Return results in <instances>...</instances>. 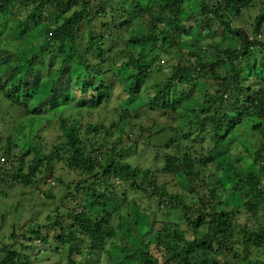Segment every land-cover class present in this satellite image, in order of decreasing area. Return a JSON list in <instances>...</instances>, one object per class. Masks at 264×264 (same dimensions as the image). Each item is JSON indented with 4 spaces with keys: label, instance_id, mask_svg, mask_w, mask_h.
Wrapping results in <instances>:
<instances>
[{
    "label": "trees",
    "instance_id": "1",
    "mask_svg": "<svg viewBox=\"0 0 264 264\" xmlns=\"http://www.w3.org/2000/svg\"><path fill=\"white\" fill-rule=\"evenodd\" d=\"M40 26L41 44L16 64L21 44L10 39ZM263 27L264 0H0V61L11 62L9 80L0 77V197L18 185L31 191L28 209L19 200L0 211L3 225V214L11 216L0 264H32L35 251L48 249L59 255L51 264H97L102 254L115 261L109 252L121 230L120 201L150 224L148 243L127 263L264 264ZM217 37L238 46L223 47ZM27 75L40 88L48 79L49 93L26 92ZM116 83L130 101L145 97L142 104L108 108ZM202 89L199 116L177 126ZM21 123L27 151L11 136ZM44 124L56 129L51 141ZM239 127L255 136L254 154L249 171L227 161L231 184L243 193L241 205L226 210L218 162L230 158ZM145 148L158 166L138 162ZM56 183L62 200L52 192Z\"/></svg>",
    "mask_w": 264,
    "mask_h": 264
},
{
    "label": "rangeland",
    "instance_id": "2",
    "mask_svg": "<svg viewBox=\"0 0 264 264\" xmlns=\"http://www.w3.org/2000/svg\"><path fill=\"white\" fill-rule=\"evenodd\" d=\"M186 11L188 13L189 16L193 15V5L188 4V6L186 7ZM255 14H257V12H251L250 17L251 19L253 18V16H255ZM191 24V22H188V25ZM138 30H141L139 23L136 21V26H135ZM44 29L42 26L39 27V29L37 31H33L31 29L28 30V32L26 34H24V36L20 37L19 39H17V36H14L12 39H10V41L16 42L18 41L21 44V47L16 49L14 51L15 56H16V64L20 61V59L23 57L24 52L27 51L29 48H32L31 51H36V49L39 47V45L41 44V37H42V33L41 30ZM204 28L200 29V31H204ZM264 30V27H263ZM217 41L220 42L221 45L223 47H231V48H235L238 46V42L234 39H229L227 37H223V38H214L213 41ZM199 46H204L205 43L204 42H199L198 43ZM184 47H186L184 45ZM12 49V46L10 47ZM208 57V55H207ZM7 59V58H6ZM6 59H1L0 63V77L3 81H8L9 80V73L8 71H6V68L11 64V62L6 61ZM9 63V64H8ZM68 73H69V68H67L65 70V72L63 73V75L61 76L60 81L57 83V89H61L63 87V84H65V82L68 79ZM27 79V88H26V92L31 93L32 95L34 93H36L38 98H43L47 95V93H49V86L50 83L48 81V79L43 80V84H42V88L38 87L35 85L31 75H27L26 77ZM123 85L121 84H115L114 85V89H113V93L111 95L110 98V103L108 104V108L112 109V108H118V105H120L121 107H126L129 109H133L135 107H138L139 105L142 104V100L145 98L143 96H141V94H136L137 98L135 100H131L128 96V93L125 89H123ZM200 87V86H199ZM203 93V89L200 90V93L198 96H196V99L193 101L194 105L191 104H187V106L185 107V110H183L180 114L179 117L177 119V126H182L185 125L187 123L188 120H195L198 116L199 113L196 110V107H194L195 105L198 106V102L199 99L201 97ZM50 100L53 99L55 96H50ZM26 99V98H25ZM29 101V100H28ZM35 100L34 101H30L29 104L32 106L33 104L35 105ZM37 105V104H36ZM33 107V106H32ZM1 111H4L3 108H0ZM69 111V110H67ZM5 112V111H4ZM11 115L13 118H15L16 116V112L15 111H10ZM4 114V113H3ZM53 113L47 114L46 115V119H53ZM93 116V115H92ZM0 117H2V115L0 114ZM56 116H54V119H56ZM92 120H96L95 117L93 116ZM81 121L83 122V124L86 125V123L88 121H90V117L89 115H87L85 113V111H83L81 113ZM37 122V121H35ZM42 123V122H41ZM44 128L47 127V129H43L42 127V135H45V137H47L46 139L48 141H51V137L54 136L55 134V128H53V125L49 127L44 124L43 125ZM31 128H33V126H31ZM3 129V126H0V130ZM27 129V125L26 124H19V126L16 128V131L13 132L11 134L12 140L13 142L18 145V147H20L21 149L27 151L30 147L28 144V141L26 142V140H24L22 138V135H25V131ZM35 130L36 128H34V134H35ZM255 136L252 135L249 131H247V129L245 127H239V130L237 133H234L233 136L231 137V142L229 147L231 148V151L229 153V155H225L227 157L230 158H225V161L223 159H221V162H218L220 165L224 166V170L222 172L218 173L219 179L221 177L222 181L220 184L217 185V189H218V193L221 194V198L225 200V209L228 210L229 208H237L241 205L240 202V195L243 193V189L239 188L238 185H234L232 186L231 184V180L232 176L227 172L226 169V164L227 161L233 160L236 163V167L238 169H240L241 171H249L251 169V164H252V160H253V154L254 151L252 149V144L255 142ZM251 151V155H249V152ZM224 153V151L222 152ZM139 154V158H138V162L141 165L144 166H158L160 164V160L157 158H155V154L154 152L150 149V148H145L142 149L141 152L138 153ZM30 159V158H28ZM227 159V160H226ZM72 177V176H71ZM216 179L218 180V178L216 177ZM53 180V179H52ZM52 180L46 179V182L51 181ZM219 181V180H218ZM41 187L46 190L48 189L47 186H43L41 184ZM223 187H224V191L223 192ZM7 196L6 197H0V211L2 212H7L9 210H11L13 208V206L16 205V203L19 200L25 201V207L27 208L28 204H29V197H30V190L26 187H22V186H16L14 188H7ZM52 192L58 197L61 198V200L64 198L63 191H62V187L58 186V184L56 183V185L54 186V188L52 189ZM59 201V199H58ZM32 204V203H30ZM38 210H42V206L41 203L38 202L36 203ZM68 207H77V204H75L74 202H69L67 204ZM28 209V208H27ZM26 209V210H27ZM23 213V218L21 219V222H23V224L25 222L29 223L30 218L29 216V211ZM119 211H120V221H118L121 224V230L120 232L117 234L115 240H114V247H113V252L110 251L109 253L111 255H113L115 257V261H108L107 258L105 257V254H102L99 260V263L97 264H133L131 262L127 263L126 260L128 261V257H130L133 253H136L140 250L143 249V247L148 243L149 241V236H150V224H149V220L147 218V216H142L140 213H130V209L126 206L125 201H120L119 202ZM47 211L42 212V215H45ZM5 222L4 225L1 224L0 222V236H2L3 234H9V232L11 231V216L9 214L4 213L3 214ZM43 217H40L39 219H42ZM170 220H174V221H180V218L175 214L172 213L169 216ZM1 221V220H0ZM245 218L244 215H241L240 217V222H244ZM137 223H139L141 226L140 228L137 225ZM21 238H19L18 243L19 242H24L20 240ZM1 241V239H0ZM37 245H40L39 242H36ZM50 244V243H49ZM48 245H46L47 247ZM58 253L55 252H51L49 249L47 251V253H39L38 251H35L32 256L35 257V259L32 261V264H51L52 262L58 261L59 259V255H57ZM258 256V254L256 255ZM65 258V255L63 256ZM119 257V258H118ZM264 259V257H262ZM130 261V260H129Z\"/></svg>",
    "mask_w": 264,
    "mask_h": 264
},
{
    "label": "built area",
    "instance_id": "3",
    "mask_svg": "<svg viewBox=\"0 0 264 264\" xmlns=\"http://www.w3.org/2000/svg\"><path fill=\"white\" fill-rule=\"evenodd\" d=\"M258 38H259V39H262L263 42H264V36L258 35Z\"/></svg>",
    "mask_w": 264,
    "mask_h": 264
}]
</instances>
